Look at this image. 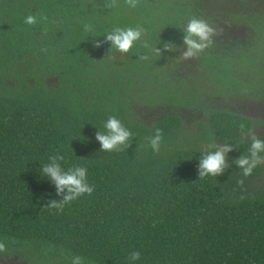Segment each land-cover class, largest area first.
<instances>
[{
	"label": "trees",
	"instance_id": "16d2710c",
	"mask_svg": "<svg viewBox=\"0 0 264 264\" xmlns=\"http://www.w3.org/2000/svg\"><path fill=\"white\" fill-rule=\"evenodd\" d=\"M110 2L0 0V264H133L132 251L134 264H264V163L243 186L235 164L251 140L239 124L259 123L222 105L264 107V0ZM193 17L216 35L183 60ZM117 27L142 30L128 54L104 42ZM110 116L133 133L121 151L96 140ZM225 144L229 167L201 180L209 145ZM55 155L94 186L62 211L40 171Z\"/></svg>",
	"mask_w": 264,
	"mask_h": 264
},
{
	"label": "clouds",
	"instance_id": "9594fccd",
	"mask_svg": "<svg viewBox=\"0 0 264 264\" xmlns=\"http://www.w3.org/2000/svg\"><path fill=\"white\" fill-rule=\"evenodd\" d=\"M130 8H135L139 0H125ZM109 7H116L117 0H111ZM38 22L36 15H28L24 19V23L34 26ZM84 30L91 31V25H84ZM216 35L213 27L205 20L193 17L184 28L183 45L184 50L181 53V59L189 60L197 57L205 49L211 46L213 37ZM142 38V30L140 28H114L112 32L106 34L105 41L110 43L111 47L121 54H128L135 44ZM102 44L97 42L95 47H101ZM147 47V45H145ZM165 51L171 50V46L166 44ZM156 55H161L159 49H153ZM106 132H97L96 140L101 145V150L105 152L121 151L129 145L133 133L126 128L122 122L115 116H110L104 124ZM239 131L242 137H250V145L247 155H242L235 160V164L241 170L242 179L238 181V185L243 186L245 180L251 177L254 170L264 163V139L256 135L255 131L248 127L245 123L239 124ZM163 131L155 128L153 134L149 138V146L153 152H159L163 143ZM213 149L208 151L199 161L198 176L201 180L208 177H218L224 174L229 167L227 163V154L231 152L232 146L225 144L221 147L209 145ZM63 156L55 155L50 157V162L41 168V176L47 177L54 185L58 195L62 194V200L52 201L49 207L62 211L65 205L70 204L81 196L91 195L94 192V186L88 183L87 169L84 167H74L67 171L61 167ZM8 247L3 240H0V257L7 254ZM127 259L130 262L141 260L139 251H132L128 254ZM71 264H84V258L81 256H73Z\"/></svg>",
	"mask_w": 264,
	"mask_h": 264
},
{
	"label": "rangeland",
	"instance_id": "374dc122",
	"mask_svg": "<svg viewBox=\"0 0 264 264\" xmlns=\"http://www.w3.org/2000/svg\"><path fill=\"white\" fill-rule=\"evenodd\" d=\"M223 107L229 108L242 115L249 116L254 119L259 126L255 129L256 135L264 136V107L254 101L243 99L231 101L230 103H222ZM189 124V122H186ZM260 182H264L260 180Z\"/></svg>",
	"mask_w": 264,
	"mask_h": 264
}]
</instances>
